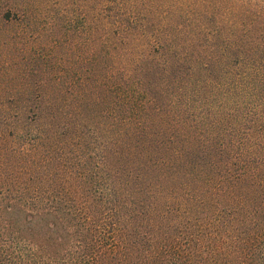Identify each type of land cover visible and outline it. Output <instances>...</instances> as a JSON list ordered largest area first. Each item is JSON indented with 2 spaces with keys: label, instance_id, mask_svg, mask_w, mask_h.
<instances>
[{
  "label": "trees",
  "instance_id": "1",
  "mask_svg": "<svg viewBox=\"0 0 264 264\" xmlns=\"http://www.w3.org/2000/svg\"><path fill=\"white\" fill-rule=\"evenodd\" d=\"M92 12L0 62V264H264V0Z\"/></svg>",
  "mask_w": 264,
  "mask_h": 264
},
{
  "label": "rangeland",
  "instance_id": "2",
  "mask_svg": "<svg viewBox=\"0 0 264 264\" xmlns=\"http://www.w3.org/2000/svg\"><path fill=\"white\" fill-rule=\"evenodd\" d=\"M92 4L93 0H0V62L20 60L22 47L46 44L48 41L43 39L47 34L43 39L40 34L46 33L43 26L49 17L58 18L63 27L50 32L51 37L63 36L65 32L69 43L74 44L82 33L90 36L94 23ZM9 11L12 17L7 16ZM29 20L32 28L28 27Z\"/></svg>",
  "mask_w": 264,
  "mask_h": 264
}]
</instances>
